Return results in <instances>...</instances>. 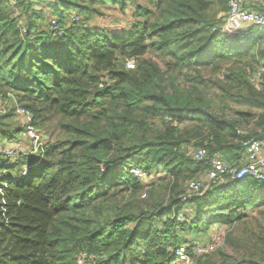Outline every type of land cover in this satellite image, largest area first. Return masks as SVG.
<instances>
[{"label": "trees", "instance_id": "trees-1", "mask_svg": "<svg viewBox=\"0 0 264 264\" xmlns=\"http://www.w3.org/2000/svg\"><path fill=\"white\" fill-rule=\"evenodd\" d=\"M135 1L0 0V145L21 139L18 107L45 140L38 162L0 158V264H174L180 232L216 222L240 233L193 264H264L248 207L264 221V181L179 198L212 157L264 136V27L224 32L226 0H146L127 30L89 24L96 6Z\"/></svg>", "mask_w": 264, "mask_h": 264}, {"label": "built area", "instance_id": "built-area-1", "mask_svg": "<svg viewBox=\"0 0 264 264\" xmlns=\"http://www.w3.org/2000/svg\"><path fill=\"white\" fill-rule=\"evenodd\" d=\"M10 4H15L19 0H6ZM228 6L227 17L223 25V31L230 35H247L243 26L264 27V0H226ZM51 30L60 33L55 20L51 21ZM128 68H133V62H127ZM260 71L256 72L253 81L258 82ZM17 116L23 125L22 136L25 138V144L19 141L14 143H4L0 145V158L7 160H16L20 157L33 158L37 162L43 156L45 145L44 135L33 125L31 113L24 108H16ZM243 161L237 164H229L220 156L212 157L210 168L200 179L190 180L186 184L185 192L179 197L185 202L189 198L196 196L202 197L207 189L213 186L224 185L229 181L241 180L250 177L258 181H264V136L259 139H250L243 142ZM207 150L197 148L192 153L193 160L199 162L205 159ZM31 165L23 166V174H26ZM128 172L138 179L145 178L147 172L133 165L129 166ZM182 216H177V220H182ZM216 233V232H215ZM224 237L217 234L203 240L200 238L190 239L180 242L174 249L176 260L174 264H193L196 257L204 256L224 247Z\"/></svg>", "mask_w": 264, "mask_h": 264}, {"label": "rangeland", "instance_id": "rangeland-1", "mask_svg": "<svg viewBox=\"0 0 264 264\" xmlns=\"http://www.w3.org/2000/svg\"><path fill=\"white\" fill-rule=\"evenodd\" d=\"M43 4H46V3H43ZM43 4H41V1H40V3L36 6V10L42 9ZM146 4H147L146 0H137L134 3L129 2L125 11H121L118 6L110 5V4L105 5V6H96L99 9L100 13H97V14L91 16V18L89 19V24L92 27L105 28V29H108L109 31L127 30V29H129L130 22L133 18V15H132L133 10L137 6L143 7ZM44 6H47V5H44ZM79 16H80V14H79ZM243 28H244V30L246 29V27H243ZM154 59L157 61L159 60L158 57H154ZM129 62H131V61H129ZM259 71L262 74V71L261 70H259ZM259 78H261V75ZM9 105H10V102H8L7 108L9 107ZM15 119H16V123L21 122V120L18 116L15 117ZM19 142H20V144H25V142H26L25 138L23 136H21V139L19 140ZM162 177H163V175L161 172H157V171H155V169H152L149 172H147V174H145V178H143L142 180L145 184H148V183H153L155 181H158ZM187 206H188V204L186 205V208H190ZM248 207L250 210L249 219L253 220V221L256 220V222H253L252 224H254L255 226H258V222H259V225L260 224L262 225L261 229H263L264 228V221L260 222V220L256 218V216H259L258 211L262 207L261 206L258 207L255 204L248 205ZM254 214H255V216H254ZM181 215L182 214L180 213L179 216H181ZM209 228L212 231L215 230V232H216V233H214V232L212 233L213 237H216L218 233H225L226 234V232L229 231L230 229H232V231H234V234L238 235L240 233V230H241V225L236 224L235 226L233 225L232 227H229L228 224L216 222V223L211 224ZM194 234L195 233L192 230L188 231V232L181 231L180 232V237H181L180 241L184 242L185 239H187V240L193 239L191 237L189 238V236L190 235L193 236ZM197 236H199V237L201 236L199 234V232L195 235V237H197ZM207 236H204V237H207ZM201 237H200V239H201ZM224 247H222V248H224Z\"/></svg>", "mask_w": 264, "mask_h": 264}, {"label": "crops", "instance_id": "crops-1", "mask_svg": "<svg viewBox=\"0 0 264 264\" xmlns=\"http://www.w3.org/2000/svg\"><path fill=\"white\" fill-rule=\"evenodd\" d=\"M243 27H248V26H246V25H244ZM219 156H221V157H223L224 159H226V160H229V161H233L232 163H237L238 161V158H241V159H243L244 158V153H243V151H239V152H235V153H231V154H225V153H220L219 154ZM240 161V160H239ZM242 162V161H241ZM215 226V225H214ZM215 233V230H211L210 228H209V230L208 231H206V232H203V234L202 233H199L201 236V239H203V240H206V239H208V238H210V236L212 235V233ZM195 235H196V233L192 236V235H190L189 236V238L191 237V238H193V239H198V238H200L199 236H197V237H195ZM208 235V236H207ZM204 236H207V237H204ZM185 241H187V239H185Z\"/></svg>", "mask_w": 264, "mask_h": 264}]
</instances>
